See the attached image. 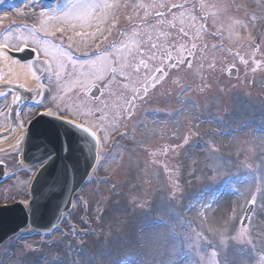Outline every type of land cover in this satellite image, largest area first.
I'll list each match as a JSON object with an SVG mask.
<instances>
[{
	"label": "rangeland",
	"instance_id": "obj_1",
	"mask_svg": "<svg viewBox=\"0 0 264 264\" xmlns=\"http://www.w3.org/2000/svg\"><path fill=\"white\" fill-rule=\"evenodd\" d=\"M12 1L0 0L9 4L3 24H16L2 42L12 49L39 47L40 58L51 66L46 70L39 57L32 63L40 84L46 73L53 77L52 94L38 101L40 107L68 113L97 132L101 142L92 179L62 227L21 233L3 246L0 264H264L259 225L264 219L258 218L264 209L259 206L247 230L240 231L244 208L253 199L252 182L256 179L257 189L264 190V0L197 1L203 11L188 22L193 41L213 51L205 54L211 63L200 66L207 61L200 57L192 69L180 72L176 84L157 88L156 104L172 120L147 118L143 125L138 113L129 122L111 116L102 99L92 110L77 102L81 89L109 79L112 62L125 54L119 47L131 45L127 10L119 9V19L112 22L101 21V15L81 21L73 12L86 0L71 2L63 13L68 3L61 0L50 11L32 3L13 9ZM108 1L106 12L114 6ZM199 15L209 33L202 37ZM88 22L101 30L110 27L111 36L99 53L83 61L75 53H82V41L92 35ZM256 44L260 54L254 59ZM230 66L238 68L236 79L226 78ZM192 97L202 104L200 112L188 106ZM33 111L22 112L21 124ZM198 141L199 149L193 147ZM180 145L178 155L171 151ZM163 168L177 177L175 185H169ZM34 172L24 167L12 185L0 190L1 200H25Z\"/></svg>",
	"mask_w": 264,
	"mask_h": 264
},
{
	"label": "water",
	"instance_id": "obj_2",
	"mask_svg": "<svg viewBox=\"0 0 264 264\" xmlns=\"http://www.w3.org/2000/svg\"><path fill=\"white\" fill-rule=\"evenodd\" d=\"M87 137L90 138L86 132L79 137L70 128L43 116L32 123L24 159L30 162H42L53 156L51 163L40 172L33 187L35 202L33 201L32 204L38 218L37 227L46 228L52 223L63 199V185L67 184L65 173L71 172L72 174V189L87 176L92 165L90 156V147L92 146H89ZM41 148H45L44 154L35 159L33 155ZM54 175L61 181V188L59 191L56 189L54 192L49 193L51 184L47 180ZM42 185L43 189L41 191ZM39 194L44 196L40 197ZM25 224L26 217L20 208L17 210L10 207L8 211L0 212V242L17 232Z\"/></svg>",
	"mask_w": 264,
	"mask_h": 264
},
{
	"label": "bare ground",
	"instance_id": "obj_3",
	"mask_svg": "<svg viewBox=\"0 0 264 264\" xmlns=\"http://www.w3.org/2000/svg\"><path fill=\"white\" fill-rule=\"evenodd\" d=\"M33 76L29 64L19 62L0 50V83L20 82L25 84ZM15 95L12 92L10 96L14 98ZM23 134V129H16L8 142L0 144V156L12 153L13 149L21 144Z\"/></svg>",
	"mask_w": 264,
	"mask_h": 264
}]
</instances>
